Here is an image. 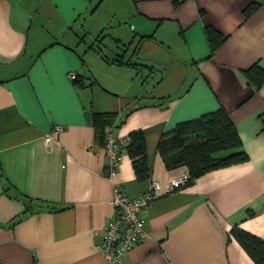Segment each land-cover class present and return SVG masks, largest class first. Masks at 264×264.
<instances>
[{"label":"crops","instance_id":"0c3cea01","mask_svg":"<svg viewBox=\"0 0 264 264\" xmlns=\"http://www.w3.org/2000/svg\"><path fill=\"white\" fill-rule=\"evenodd\" d=\"M207 26L224 37L212 55ZM105 36L113 44L97 47ZM120 53L142 66L112 63ZM255 64L264 69V0H0V264H109L114 185L135 199L151 181L161 195L147 237L115 264H255L230 234L264 240V85L244 75ZM219 107L247 161L169 191L186 169L165 167L161 135ZM95 113L116 116L101 129ZM111 126L143 133L148 178L127 154L105 175ZM37 201L54 209L26 211Z\"/></svg>","mask_w":264,"mask_h":264},{"label":"trees","instance_id":"16d2710c","mask_svg":"<svg viewBox=\"0 0 264 264\" xmlns=\"http://www.w3.org/2000/svg\"><path fill=\"white\" fill-rule=\"evenodd\" d=\"M256 6V3L249 5L243 11L244 14H249ZM205 34L212 55L223 44L224 37L209 26L205 28ZM123 56L120 53L118 56H114L111 62L128 66L138 65L127 60L124 61ZM244 75L248 84L255 89H260L264 85V69L257 64L246 70ZM73 82L82 85L77 75ZM115 116V113H95L92 116V123L102 129L105 127L104 124L112 121ZM128 137L129 143L125 146V154L132 160L136 178L146 179L149 176V166L144 135L141 131H134ZM241 147V139L229 114L224 108L219 107L197 119L180 122L173 129L164 132L158 142L157 150L167 169L179 167L186 169V182L172 190L178 191L190 186L196 179L212 170L247 161L248 157ZM26 207V211H38L43 208L54 209L41 201L35 202L34 205L27 204ZM230 234L255 264H264V240L239 229L237 226L230 231Z\"/></svg>","mask_w":264,"mask_h":264},{"label":"built area","instance_id":"2783aa9c","mask_svg":"<svg viewBox=\"0 0 264 264\" xmlns=\"http://www.w3.org/2000/svg\"><path fill=\"white\" fill-rule=\"evenodd\" d=\"M74 79V74H69ZM63 131V126L56 125L50 135L45 138L49 145L54 136ZM129 143V137H117L114 135V127L108 128L104 151L107 157L106 175L111 176L119 167L125 156V146ZM187 180V172L173 180L169 185V191L183 185ZM160 183L151 181L149 188L135 199H130L119 187L114 185L111 203L114 207L113 216L107 221L103 229L101 249L104 261L109 264L118 263L121 257L129 252L137 243L147 237L144 231V217L151 203L157 199L160 193Z\"/></svg>","mask_w":264,"mask_h":264},{"label":"rangeland","instance_id":"374dc122","mask_svg":"<svg viewBox=\"0 0 264 264\" xmlns=\"http://www.w3.org/2000/svg\"><path fill=\"white\" fill-rule=\"evenodd\" d=\"M107 34V33H106ZM103 40L105 41L104 42V45L107 47V45H108V47H110V44L112 45L113 43H112V40H110V36H105L104 38H102L101 40H99V42L97 41L96 43H95V45L98 47L99 45H101L102 46V44H101V42H103ZM99 44V45H98ZM95 50H97L96 48H95Z\"/></svg>","mask_w":264,"mask_h":264}]
</instances>
